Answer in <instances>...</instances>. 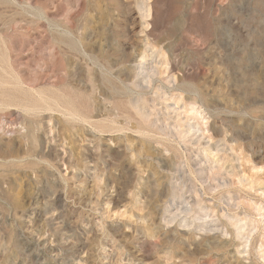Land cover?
Segmentation results:
<instances>
[{
  "label": "rangeland",
  "instance_id": "1",
  "mask_svg": "<svg viewBox=\"0 0 264 264\" xmlns=\"http://www.w3.org/2000/svg\"><path fill=\"white\" fill-rule=\"evenodd\" d=\"M0 264H264V0H0Z\"/></svg>",
  "mask_w": 264,
  "mask_h": 264
}]
</instances>
